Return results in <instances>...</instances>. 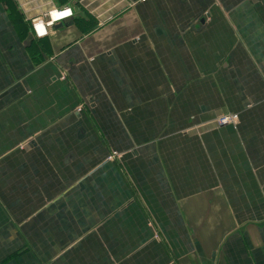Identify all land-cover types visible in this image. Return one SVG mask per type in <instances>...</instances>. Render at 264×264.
Instances as JSON below:
<instances>
[{
	"label": "crops",
	"instance_id": "crops-1",
	"mask_svg": "<svg viewBox=\"0 0 264 264\" xmlns=\"http://www.w3.org/2000/svg\"><path fill=\"white\" fill-rule=\"evenodd\" d=\"M0 264H264V0H0Z\"/></svg>",
	"mask_w": 264,
	"mask_h": 264
},
{
	"label": "built area",
	"instance_id": "built-area-1",
	"mask_svg": "<svg viewBox=\"0 0 264 264\" xmlns=\"http://www.w3.org/2000/svg\"><path fill=\"white\" fill-rule=\"evenodd\" d=\"M53 10V9H48L46 10L45 12H43L40 16H37L35 18H32L29 20V25L31 26V28L33 29V31L35 33H37V30L35 29L34 27V23H43L46 30L50 29L51 27L54 26V24L62 21V20H65L69 17H71L72 15L70 16H67L63 19H59L57 21H55L54 23H52L50 26L48 25V21L50 20V16H49V13L50 11ZM57 10H60V9H57ZM238 123V117L236 115H230V114H223V115H220L216 118L215 120V124L217 127H223V126H226V125H229V124H232V125H236ZM119 158V154L116 152V151H113L109 154V156L107 157V161H113L115 159Z\"/></svg>",
	"mask_w": 264,
	"mask_h": 264
},
{
	"label": "clouds",
	"instance_id": "clouds-1",
	"mask_svg": "<svg viewBox=\"0 0 264 264\" xmlns=\"http://www.w3.org/2000/svg\"><path fill=\"white\" fill-rule=\"evenodd\" d=\"M72 14H73L72 9L70 7H66V8H63L61 10L53 9L49 13L50 20L47 23L50 26L55 21H57L59 19H63V18L70 16ZM34 27L37 30L38 36L47 35V30H46L43 23H34Z\"/></svg>",
	"mask_w": 264,
	"mask_h": 264
}]
</instances>
